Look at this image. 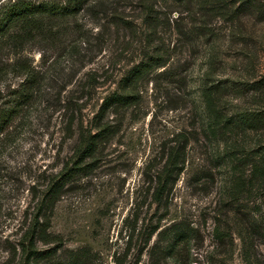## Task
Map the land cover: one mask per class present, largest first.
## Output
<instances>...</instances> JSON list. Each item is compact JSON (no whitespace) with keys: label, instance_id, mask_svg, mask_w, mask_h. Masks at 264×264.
<instances>
[{"label":"rangeland","instance_id":"374dc122","mask_svg":"<svg viewBox=\"0 0 264 264\" xmlns=\"http://www.w3.org/2000/svg\"><path fill=\"white\" fill-rule=\"evenodd\" d=\"M126 13L137 14L128 9ZM219 15L211 19L217 49L213 63L204 50L205 39L200 38L169 59L167 68L174 69L176 78L158 76L162 68L148 73L138 84L139 102L121 115L120 131L82 162L88 167L70 178L56 203L49 231L58 236V243L36 246L39 253L54 247L53 256L29 264H63L81 249L90 255L88 264H244L236 239L232 246H219L210 253L216 242L213 216L230 181L239 177L233 170L236 158H249L258 146L261 150L264 130L226 128L210 133L211 120L206 116L201 88L227 86L216 98L227 117L259 109L254 99L258 93L247 84L264 75V19L255 13L235 19ZM117 43L115 34L108 32L92 40L87 46L91 51L85 50L83 68L62 93L63 97L77 96L79 81V85L88 82L92 86L80 100L85 120L116 87L114 81L125 64L141 58L129 56ZM29 55L39 65V53ZM39 104L0 147V232L10 238L22 232L18 226L25 218V224L29 222L33 197L41 194L51 177L74 166L78 153L76 134L67 137L58 114ZM180 131L190 132L195 139L187 144L184 169L167 201L159 202L153 197L155 176L166 158L167 140ZM240 168L242 178L247 179L249 166ZM244 203L242 200L247 208ZM173 225L182 233L191 229L194 233L170 250L167 229ZM153 228L157 229L151 232ZM20 257L19 250L15 253L0 247V264H21ZM259 258L264 264V247Z\"/></svg>","mask_w":264,"mask_h":264},{"label":"trees","instance_id":"16d2710c","mask_svg":"<svg viewBox=\"0 0 264 264\" xmlns=\"http://www.w3.org/2000/svg\"><path fill=\"white\" fill-rule=\"evenodd\" d=\"M127 9L137 14L126 13ZM250 13L264 19V3L261 0H0V147L15 135L20 121L32 107L40 103L44 110L58 114L67 137L76 134L75 150H78L74 166L51 177L41 194L33 197L29 222L25 224V218L23 225L18 226L22 232L12 238L0 232V247L15 253L19 250L21 264L53 256L54 247L39 253L36 246L58 243V236L49 231L54 207L70 178L88 167L82 162L102 150L120 131L123 111L139 102L138 84L148 73L160 68L158 76L169 74L170 78H176L174 69L167 68L169 59L177 50L194 46L195 39H205L204 50L213 63L217 49L211 19L219 14L235 19ZM94 27L100 30L94 32ZM107 32L115 34L118 46L126 54L141 58L131 65L125 64L126 68L114 81L116 87L101 98L96 111L85 120L80 100L92 86L88 82L79 85V81L77 96L63 97L62 93L83 68L85 50L91 51L87 46ZM121 35L124 37L119 40ZM32 51L39 53V65L29 55ZM247 85L258 93L254 99L259 109L228 117L216 103L219 92L227 86H202L206 116L211 120L210 133L215 135L226 128L264 130V75ZM193 139L190 132L180 131L167 140L166 158L155 176V200L167 201L184 169L187 144ZM259 147L249 158H236L233 170L239 177L230 181L226 197H222L213 216L212 235L216 242L210 253H215L219 246H232L236 239L244 264L263 261L259 256L264 247V143L261 150ZM245 164L249 166L247 179L242 178L240 168ZM242 200L245 206L249 205L247 208L242 206ZM178 228L173 225L167 229L171 233L170 250L181 238L192 237L194 233L192 229L182 233ZM89 256L81 249L63 264H88Z\"/></svg>","mask_w":264,"mask_h":264}]
</instances>
